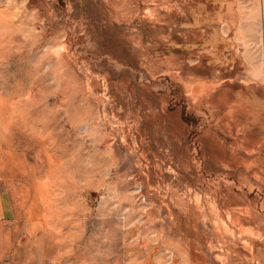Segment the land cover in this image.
I'll return each instance as SVG.
<instances>
[{
    "label": "rangeland",
    "instance_id": "374dc122",
    "mask_svg": "<svg viewBox=\"0 0 264 264\" xmlns=\"http://www.w3.org/2000/svg\"><path fill=\"white\" fill-rule=\"evenodd\" d=\"M260 143L264 0H0L16 264H264Z\"/></svg>",
    "mask_w": 264,
    "mask_h": 264
},
{
    "label": "bare ground",
    "instance_id": "6f19581e",
    "mask_svg": "<svg viewBox=\"0 0 264 264\" xmlns=\"http://www.w3.org/2000/svg\"><path fill=\"white\" fill-rule=\"evenodd\" d=\"M219 101H220L219 99L216 100L217 103H220ZM231 106L237 108L236 110H233V109H231L232 111L230 110V115H232V118L233 117L234 118L235 117H239V115L241 114V111H239L238 109H240V107H238L236 104H233ZM230 126L233 128V130H232L233 132L231 133L232 135H234L235 132H239L240 131V129H239L240 123L238 121L231 122V125ZM261 146H262V143H260L257 146L256 145H253V144H250V146H245L244 147V151L242 153V157H239V158L233 157L232 167L235 169V172H237L239 169H242L243 172L250 179H252L253 181H259L263 185L264 184L263 183L264 181L261 180L258 177L257 173L254 171V168H255L254 162L253 161L251 162V161H249L247 159V155H250L252 153V150L253 149L259 150L260 148H262ZM251 147L253 148L252 150L250 149ZM231 149H232V155H234V151H233L234 148L231 147Z\"/></svg>",
    "mask_w": 264,
    "mask_h": 264
},
{
    "label": "crops",
    "instance_id": "0c3cea01",
    "mask_svg": "<svg viewBox=\"0 0 264 264\" xmlns=\"http://www.w3.org/2000/svg\"><path fill=\"white\" fill-rule=\"evenodd\" d=\"M13 218H11L10 210L4 208L0 201V264H16L14 260L11 261L8 254L9 243L12 239L9 227L13 223Z\"/></svg>",
    "mask_w": 264,
    "mask_h": 264
}]
</instances>
